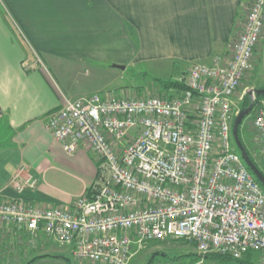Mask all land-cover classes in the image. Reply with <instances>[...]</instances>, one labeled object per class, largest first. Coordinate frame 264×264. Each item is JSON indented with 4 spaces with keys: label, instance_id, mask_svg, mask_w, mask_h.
<instances>
[{
    "label": "built area",
    "instance_id": "2783aa9c",
    "mask_svg": "<svg viewBox=\"0 0 264 264\" xmlns=\"http://www.w3.org/2000/svg\"><path fill=\"white\" fill-rule=\"evenodd\" d=\"M263 36L264 0H252L232 56L191 65L179 78L187 90L66 98L47 128L67 155L84 146L94 155L90 192L69 208L2 201L0 224L45 234L93 264H131L146 244L168 240L192 243L196 264L250 251L264 264V189L233 138L234 99ZM254 127L264 154L262 103ZM23 172L12 182L19 194L38 184Z\"/></svg>",
    "mask_w": 264,
    "mask_h": 264
},
{
    "label": "crops",
    "instance_id": "0c3cea01",
    "mask_svg": "<svg viewBox=\"0 0 264 264\" xmlns=\"http://www.w3.org/2000/svg\"><path fill=\"white\" fill-rule=\"evenodd\" d=\"M251 2L0 0V203L69 208L92 187L94 155L85 146L67 155L47 128L48 118L66 98L126 90L112 91L108 79L101 88L85 89L78 79L157 63L177 79L194 63L228 60ZM261 88L264 78L244 91ZM245 92H237L236 106ZM22 169L38 184L19 194L12 182ZM26 235L19 226L0 232V264H81L62 255L34 256L25 249Z\"/></svg>",
    "mask_w": 264,
    "mask_h": 264
},
{
    "label": "rangeland",
    "instance_id": "374dc122",
    "mask_svg": "<svg viewBox=\"0 0 264 264\" xmlns=\"http://www.w3.org/2000/svg\"><path fill=\"white\" fill-rule=\"evenodd\" d=\"M32 52V50L30 49ZM33 53V52H32ZM42 63V62H41ZM102 66V64H100ZM109 69L113 67L111 63L107 65ZM258 75L256 76V72ZM169 68L166 64H150L145 66H138L136 68H130L126 71L115 69V71L110 74V78L103 77L99 78L96 75L91 74L88 78L81 77L80 80L84 85L85 89H92L99 87L101 88L106 84V80L108 79L109 84L111 85V90L118 93L120 90H126L124 93H120L119 95H126L128 97L135 98H148L151 96H161V97H170L175 95L177 90H168L161 83L163 81H173L179 82V78L171 79L168 78ZM259 77V78H258ZM264 78V36L262 37L261 43L258 45L256 50L253 65L251 71L243 78L241 86L238 90V94H243L245 92L244 88L253 83L256 79ZM247 93H244L243 98L240 103H237L235 108V116L234 120L241 111L243 107L244 97ZM77 99V98H71ZM263 103V101H262ZM264 108V107H263ZM258 113V109L254 110L252 114L245 119L242 126V137L243 140L255 160L261 165L264 170V154L262 151V142L259 132L254 127V119ZM90 192L87 191L86 193ZM16 229V225H1L0 224V232L2 231H13ZM25 240H28L25 249L31 248L36 251L34 256L44 255L49 253L51 256H66L71 257V259L77 263L81 264H93L87 261L77 260L73 254V248L68 247L66 245H61L56 242L54 239L46 236L45 234H39L37 237L30 235L25 236ZM47 247V249H46ZM155 252H159L164 254V257L161 256L155 261V264H196L192 263L193 257H188L191 254H196L195 246L192 243H187L181 240H168L163 242H153L148 243L143 246L140 250L135 252V255L132 258L131 264H147L151 255ZM249 254V256H247ZM14 256V255H13ZM33 257V255H32ZM248 260L256 263L259 261L261 254L253 251L248 252L244 255ZM243 257V258H244ZM8 264H20L18 260L10 261Z\"/></svg>",
    "mask_w": 264,
    "mask_h": 264
},
{
    "label": "trees",
    "instance_id": "16d2710c",
    "mask_svg": "<svg viewBox=\"0 0 264 264\" xmlns=\"http://www.w3.org/2000/svg\"><path fill=\"white\" fill-rule=\"evenodd\" d=\"M161 84L168 90H177L178 92H182V91H185V90L188 89V87L184 83H181V82L163 81ZM244 99L245 100L243 102L242 109L248 107L250 105V103L254 101V110H256V109H258L260 107L262 101L264 100V97L256 95V99L253 100V97H250V95L247 92V94L245 95ZM241 128H242V126L240 127V131H239L240 139H241L242 143L244 144V146L247 148V146H246V144H245V142L243 140V137H242V129ZM247 150H248V153H249L252 161L264 173L263 168L255 160V158L252 155V153L250 152V150L248 148H247ZM258 183L262 186V184L260 182H258ZM262 188L264 189L263 186H262ZM247 256H249V254ZM188 257H193V259L191 261L192 263H195V262H197L199 260V258H198V256L196 254H191ZM208 260H209V264H256V263L252 262L251 260H248L247 257H244L242 259L236 260V259L231 258L229 256H223V255H219V254L210 255L208 257ZM147 264H155V262H152L150 260V261H148Z\"/></svg>",
    "mask_w": 264,
    "mask_h": 264
},
{
    "label": "water",
    "instance_id": "95a60500",
    "mask_svg": "<svg viewBox=\"0 0 264 264\" xmlns=\"http://www.w3.org/2000/svg\"><path fill=\"white\" fill-rule=\"evenodd\" d=\"M248 94L250 97H254L255 95L257 96H262L264 97V88L261 89H250L248 90ZM254 109V101L250 103V105L246 108L241 109L239 114L234 120L233 124V138L235 145L237 149L240 151L242 158L244 159L245 163L247 164L248 168L252 171L254 174L255 178L262 184L264 187V173L259 169V167L252 161L247 148L244 146L240 139V127L242 126L243 122L247 117H249ZM164 257V254H162Z\"/></svg>",
    "mask_w": 264,
    "mask_h": 264
},
{
    "label": "flooded vegetation",
    "instance_id": "af4514ba",
    "mask_svg": "<svg viewBox=\"0 0 264 264\" xmlns=\"http://www.w3.org/2000/svg\"><path fill=\"white\" fill-rule=\"evenodd\" d=\"M162 256V254L161 253H157V252H155V253H153L152 255H151V257H150V259H149V261L151 260L152 262H155L158 258H160Z\"/></svg>",
    "mask_w": 264,
    "mask_h": 264
}]
</instances>
